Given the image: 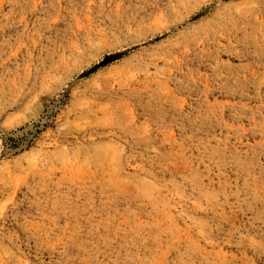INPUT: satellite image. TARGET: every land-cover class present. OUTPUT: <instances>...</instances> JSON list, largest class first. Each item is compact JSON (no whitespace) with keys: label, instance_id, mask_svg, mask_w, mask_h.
Instances as JSON below:
<instances>
[{"label":"rangeland","instance_id":"obj_1","mask_svg":"<svg viewBox=\"0 0 264 264\" xmlns=\"http://www.w3.org/2000/svg\"><path fill=\"white\" fill-rule=\"evenodd\" d=\"M0 264H264V0H0Z\"/></svg>","mask_w":264,"mask_h":264}]
</instances>
